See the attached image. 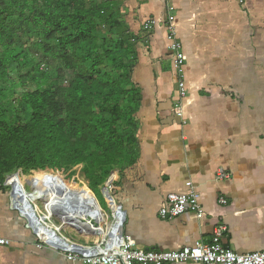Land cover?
Listing matches in <instances>:
<instances>
[{
    "label": "crops",
    "instance_id": "crops-1",
    "mask_svg": "<svg viewBox=\"0 0 264 264\" xmlns=\"http://www.w3.org/2000/svg\"><path fill=\"white\" fill-rule=\"evenodd\" d=\"M162 1L136 0L141 19H156ZM182 4L177 16L186 61L182 116L174 115L176 74L165 28L156 23L148 44L136 48L139 156L112 179L114 204L125 215L123 232L137 247L168 250L210 242L214 227L224 224L225 246L238 253L264 251V0ZM129 26L138 32L137 23ZM219 169L229 178L217 179ZM190 188L199 193L201 216H158L167 193ZM5 203L0 190V236L11 241L0 245V264H73L54 249L36 246L34 234Z\"/></svg>",
    "mask_w": 264,
    "mask_h": 264
},
{
    "label": "trees",
    "instance_id": "trees-1",
    "mask_svg": "<svg viewBox=\"0 0 264 264\" xmlns=\"http://www.w3.org/2000/svg\"><path fill=\"white\" fill-rule=\"evenodd\" d=\"M118 7L117 0H0L1 189L11 173L82 165L93 190L137 161L134 41L147 33L115 32ZM44 173L53 172L35 176Z\"/></svg>",
    "mask_w": 264,
    "mask_h": 264
},
{
    "label": "built area",
    "instance_id": "built-area-1",
    "mask_svg": "<svg viewBox=\"0 0 264 264\" xmlns=\"http://www.w3.org/2000/svg\"><path fill=\"white\" fill-rule=\"evenodd\" d=\"M169 18L172 20L171 15ZM152 27L153 24L149 20L143 24L145 31L151 30ZM166 34L168 50L173 55L172 68L176 70L177 75L182 77L183 71L181 66L184 61V54L171 25H167ZM178 92L181 97L186 95V86L181 79L178 82ZM216 178L219 180L228 179L229 174L223 169H219ZM114 189L115 183L113 180L101 187L103 196L107 203L110 204V210L107 212L103 211L98 199L95 197L99 208L106 216L107 224L104 225V236L100 238L95 232H91L86 227H83L82 229L86 232L82 234L88 237L96 235L95 240L90 241L81 242L65 235L61 230L57 233L47 228L48 233L50 232L56 236L57 241L55 242L43 230L32 225L33 222L30 220L29 209L25 208L22 212L18 207L15 208L12 199L10 207L19 211L20 217L25 222L26 227L31 230L37 239L36 246L54 249L62 253L73 264H169L187 261L199 264H264V251L238 253L230 247L225 246L222 238L226 233L227 227L224 224H218L214 227L211 240L207 243L199 242L168 250L137 247L134 240L123 232L125 220L123 211L120 208L113 209L111 206V204L116 202L113 195ZM219 202L224 204L226 200L220 196ZM30 208L33 211V205L32 207L30 205ZM185 212H192L197 216L203 214V208L199 201V193L193 188H190L185 193H167L162 205L158 209V216L162 219H170ZM43 224L46 226L45 223ZM90 229L94 231L98 230L93 228L92 225ZM10 242L8 238L0 236V245H9Z\"/></svg>",
    "mask_w": 264,
    "mask_h": 264
},
{
    "label": "rangeland",
    "instance_id": "rangeland-1",
    "mask_svg": "<svg viewBox=\"0 0 264 264\" xmlns=\"http://www.w3.org/2000/svg\"><path fill=\"white\" fill-rule=\"evenodd\" d=\"M98 1H100V0H98ZM117 1H119L118 21H119L120 25L116 26V31L115 32H119V34L120 33L123 34L125 31L126 32L128 31L129 33H128V35H125V38L129 36L128 38H130V39H131V37L129 35L130 33L131 34H136L138 32H141V34H143V33L146 32L147 33V34L145 33L146 35H144L140 40H137V41L135 40L134 43H135L136 48H137V46L140 43L148 44L147 42L150 39V37H149L150 30H148V31L146 30L145 32H143L144 28H143L142 25L144 23V20L141 19V15L142 14L140 15L138 13L139 11L137 9L139 8V5L137 6L136 0H134V1H131V0H117ZM142 1H144V0H138L139 3L142 2ZM162 2H164V3H162V5H161V10L159 11L160 14L157 13L158 15H156V19L154 17H150L149 21L153 24V27H155L156 23L160 24L161 26H163L165 28V34H166L167 25H171L173 27L174 31H175L176 39L180 43L181 50H182V52L184 54V50H183L184 46H183V43L181 41V37L179 36L178 23H177V21H178V19H177L178 10L181 9L179 6L183 5L182 4V0H180L178 2L175 1V0H164ZM170 15L172 16V20L169 18ZM142 20H143V22H142ZM131 23H133V24L137 23V25H139L138 26L139 27L138 28V32H134L135 30L131 31L130 26H129V25H131ZM116 37H117V35H116ZM139 46H138V48H140ZM135 58H137V53L135 54ZM172 59H173V55H170V60H171V62L173 64ZM181 68H182V71H183V76L182 77H180L179 75L176 74V70H174L173 68L172 69H173L174 73L176 74V77H175L176 78L175 79L176 91H177L176 94H178V98L175 101V108H174L175 114L174 115H181L182 116V113H181L182 98L187 95L185 54H184V61L182 63ZM242 68L244 70L246 69L245 66H242ZM180 79L184 81L185 86H186V95L183 96V97H181L179 95V92H178V82H179ZM172 105H174V102H173ZM177 113H179V114H177ZM21 117H22V115H21ZM82 167H83L82 165H78V166L74 167L72 170H69V171H61V170H58V169H56V170H35V171H32L29 174H26V173L23 174L21 172H18L17 174H15V173L12 174L11 173V174L6 175L5 178H4V181H3L4 188L1 189V187H0V190L3 193V197H4L5 202H6L5 203L6 207H9L11 210L14 211V213L16 215L20 216L19 211L17 209H14V208L10 207V202H11V198H12L11 197L12 183H13L14 180H20V181L24 182V184H22V185L26 188L27 191H31L32 190V186L30 185V180L35 177L36 172H39V171H51L53 173H44L42 175H38V177H36V178L49 180L52 183H54L56 186H59L58 182L60 181V183L63 184L64 187L68 188L69 190L78 191L79 193L77 194V192H76V196H78L80 199L81 198L83 199V195L82 194L86 195L88 197L87 200L91 201V203L89 202V204H88V203L84 202L85 204L90 205L92 207H95L93 204H95V201L97 202V200H96V198H97L99 203H100V205H101V208L103 209V211L104 212L109 211L110 210V209H108L109 205H108L105 197L103 196L101 188H95V189L91 190L90 186L88 185L87 180L84 178V175L82 173ZM53 177L56 178V179H51ZM60 189L58 190L59 192H61ZM63 189H65V188H63ZM69 190H67V191L63 190V192L67 193V192H69ZM89 191L92 192V194H94L96 198L93 197L92 194ZM93 198H95V201H93L94 200ZM82 199H81V201H82ZM38 206H39V209L41 211L38 214L39 215L40 214L43 215L45 213V210L42 207L43 206V201L39 200L38 201ZM54 210L55 211H54L53 215L50 216V218L47 220L48 223L50 225H52V226L61 224L60 219L57 217V215H58L57 212L58 211H57L56 208H54ZM67 229L68 230L63 229L62 232L65 235L70 236L71 238L76 239V240L81 241V242L90 241V240H93V239L95 240L96 235L99 238L101 237L100 232H97V231H93L96 234L95 236L88 237L87 235L82 234L83 231H77V230H75L72 227H68Z\"/></svg>",
    "mask_w": 264,
    "mask_h": 264
},
{
    "label": "bare ground",
    "instance_id": "bare-ground-1",
    "mask_svg": "<svg viewBox=\"0 0 264 264\" xmlns=\"http://www.w3.org/2000/svg\"><path fill=\"white\" fill-rule=\"evenodd\" d=\"M35 176L30 180V185L32 186L31 191H27L19 180H14L12 183L13 190L11 192V199L13 206L18 207L22 212L26 209L30 210V220L33 226H37L39 229L43 230L45 234L49 235L53 241H57L56 236L47 232V228L53 232H59L63 229L68 230V227H72L75 230L83 231V227H86L91 232L94 230L90 229L92 225L93 228L98 229L100 235L103 237V232H105L104 225L106 223V216H103L93 209L91 206L85 207L83 200L76 196V193L72 191H67L68 189H61L59 192L58 188L51 184L49 180L39 179ZM92 194V192H90ZM95 200V198H93ZM43 201V208L45 213L43 215H38L41 212L38 206V201ZM30 205H33V211H31ZM99 206V205H98ZM57 209V217L60 219L61 224L52 226L48 223V219L53 215V209ZM113 209H119L118 206L112 204ZM45 223L46 226L43 224ZM54 225V224H53ZM87 225V226H86Z\"/></svg>",
    "mask_w": 264,
    "mask_h": 264
},
{
    "label": "water",
    "instance_id": "water-1",
    "mask_svg": "<svg viewBox=\"0 0 264 264\" xmlns=\"http://www.w3.org/2000/svg\"><path fill=\"white\" fill-rule=\"evenodd\" d=\"M169 103H171V100L170 101H168ZM171 106V105H170ZM172 117H173V115H172ZM146 249H148V248H146Z\"/></svg>",
    "mask_w": 264,
    "mask_h": 264
}]
</instances>
